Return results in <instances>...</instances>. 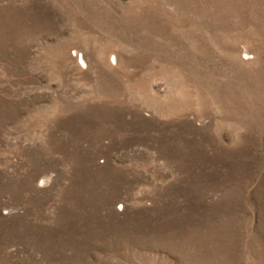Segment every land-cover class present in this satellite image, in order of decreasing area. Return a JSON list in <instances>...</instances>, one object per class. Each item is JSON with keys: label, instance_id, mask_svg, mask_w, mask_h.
<instances>
[{"label": "rangeland", "instance_id": "rangeland-1", "mask_svg": "<svg viewBox=\"0 0 264 264\" xmlns=\"http://www.w3.org/2000/svg\"><path fill=\"white\" fill-rule=\"evenodd\" d=\"M0 264H264V0H0Z\"/></svg>", "mask_w": 264, "mask_h": 264}]
</instances>
